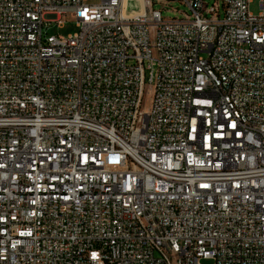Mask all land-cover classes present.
Here are the masks:
<instances>
[{
    "label": "built area",
    "instance_id": "obj_1",
    "mask_svg": "<svg viewBox=\"0 0 264 264\" xmlns=\"http://www.w3.org/2000/svg\"><path fill=\"white\" fill-rule=\"evenodd\" d=\"M88 1L0 0V264H264V0Z\"/></svg>",
    "mask_w": 264,
    "mask_h": 264
},
{
    "label": "rangeland",
    "instance_id": "obj_2",
    "mask_svg": "<svg viewBox=\"0 0 264 264\" xmlns=\"http://www.w3.org/2000/svg\"><path fill=\"white\" fill-rule=\"evenodd\" d=\"M207 3L211 7L216 3V0H207ZM88 5H98L100 4V0H89ZM221 7V14L223 17V8ZM155 10H159L162 12V17L164 19H181L184 18L186 14H188V10L185 6L181 5L178 2H160L156 3L154 6ZM250 11L255 16H258L261 13V5L259 0H254L250 5ZM78 31L76 21L71 18L66 19V24L62 29L57 28L56 26L49 31L50 35H62L68 36L75 34Z\"/></svg>",
    "mask_w": 264,
    "mask_h": 264
},
{
    "label": "bare ground",
    "instance_id": "obj_3",
    "mask_svg": "<svg viewBox=\"0 0 264 264\" xmlns=\"http://www.w3.org/2000/svg\"><path fill=\"white\" fill-rule=\"evenodd\" d=\"M127 1H128V0H126V2H127ZM126 2H125V4H127ZM140 2H141V4H140V7H139V10H140V11H143L144 8H145V6H144V3H143L142 0H140Z\"/></svg>",
    "mask_w": 264,
    "mask_h": 264
}]
</instances>
